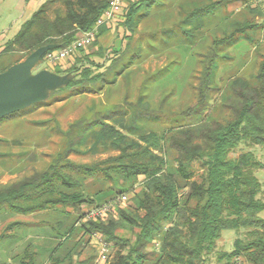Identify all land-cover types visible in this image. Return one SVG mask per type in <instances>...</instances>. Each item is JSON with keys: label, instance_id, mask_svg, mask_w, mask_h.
I'll list each match as a JSON object with an SVG mask.
<instances>
[{"label": "trees", "instance_id": "obj_1", "mask_svg": "<svg viewBox=\"0 0 264 264\" xmlns=\"http://www.w3.org/2000/svg\"><path fill=\"white\" fill-rule=\"evenodd\" d=\"M110 1L46 0L0 54L20 53L18 63L41 46L57 43L62 48L92 29ZM164 1H130L122 11L125 29L132 33L142 18ZM218 2L204 6L194 2L189 16L213 13ZM259 27L264 29V21H236L226 39L248 35ZM109 29L112 27L101 26L91 45H97ZM84 49L53 64L54 72L75 75L67 86L54 92L95 84L104 77L94 72L101 65L92 58L103 56V48L82 54ZM46 54L41 60L45 61ZM261 57L255 85L244 83L245 90L239 93L241 105L225 120L207 124L208 116L216 109L211 112V97L202 92L197 123L162 132L148 130L137 137L104 123L107 128L102 126L95 134L94 147L104 146L119 154L93 164L60 157L42 173L0 188V216L57 212V219L49 225L58 242L48 264H87L76 260L83 241L75 240L79 229L85 234L99 233L113 248L108 264H210L226 229L236 230L238 237L232 251L218 252L220 260L228 264H264V218L260 216L264 212L263 184L255 173L264 170V160L253 150L231 155L242 144L258 146L264 152V51ZM69 61L70 66H63ZM239 82L243 81L233 82V90ZM223 105H219L221 109ZM140 176L144 177L142 187L133 196V205H117L116 215L113 212L105 220H86L90 210L82 211V205L93 209L114 201L132 190ZM22 224L12 221L7 230ZM124 228L132 231L134 241L119 233ZM13 236L5 232L0 244ZM39 256L40 252L29 245L19 264H41Z\"/></svg>", "mask_w": 264, "mask_h": 264}, {"label": "rangeland", "instance_id": "obj_2", "mask_svg": "<svg viewBox=\"0 0 264 264\" xmlns=\"http://www.w3.org/2000/svg\"><path fill=\"white\" fill-rule=\"evenodd\" d=\"M39 1L0 0V45L17 33ZM216 1L219 2L215 12L189 16L195 8L194 2L204 6ZM164 3L152 8L132 33L125 27L118 30L117 26L113 32L103 34L97 45L84 49L82 54L92 53L99 46L104 50L103 56L92 55L101 65L94 72L104 74L97 83L51 91L42 103L0 118V188L42 173L60 157L78 164H93L116 156L117 150L94 147L95 134L102 126L107 128L104 123L137 137L148 130L162 132L197 123L202 92L211 97V112L216 109L208 116V125H214L216 119L225 120L241 105L239 93L245 90L244 83L253 86L256 82L264 51V29L259 27L231 40L226 36L236 21L258 24L264 21V0H165ZM20 57L17 52L0 54V72ZM71 61L63 66H70ZM54 67L40 60L33 71L44 68L54 71ZM238 79L243 82L233 90V82ZM220 104H224L222 109ZM248 150L264 160V152L258 146L242 144L231 155L238 156ZM255 173L263 184L264 198V170ZM143 178L140 176V182L132 190L116 198L115 215L117 205L123 208L133 205L132 198L140 191ZM123 195L125 199L121 198ZM91 209L81 206L85 212ZM1 216L0 236L5 232L14 236L0 244V264H19L29 245L40 252V263L48 264L50 252L58 242L49 225L57 219V212ZM260 216L264 218V212ZM16 220L24 224L7 230ZM119 233L132 241L136 238L128 228ZM237 237L236 230H224L210 264H228L218 258V252L232 251ZM81 239L77 261L110 262L113 248L105 243L103 236L85 234L79 229L75 240ZM103 245L109 251L105 261L100 257Z\"/></svg>", "mask_w": 264, "mask_h": 264}, {"label": "water", "instance_id": "obj_3", "mask_svg": "<svg viewBox=\"0 0 264 264\" xmlns=\"http://www.w3.org/2000/svg\"><path fill=\"white\" fill-rule=\"evenodd\" d=\"M60 46L57 43L41 46L0 72V118L45 101L51 91L67 86L74 78L73 73L61 75L46 68L33 71L45 53Z\"/></svg>", "mask_w": 264, "mask_h": 264}, {"label": "built area", "instance_id": "obj_4", "mask_svg": "<svg viewBox=\"0 0 264 264\" xmlns=\"http://www.w3.org/2000/svg\"><path fill=\"white\" fill-rule=\"evenodd\" d=\"M123 7L124 0H111L110 6L99 17L92 29L84 32L78 39L64 47L48 51L45 60L51 64H55L72 57L80 49L90 46L99 33L101 26H113V24L117 21L118 15L122 13ZM121 198L125 199L126 196L123 195ZM116 202L117 200L110 201L91 209L88 212L86 219L98 220L106 218L111 212H113V207ZM100 257L104 261L109 257V251L105 245H103L100 250Z\"/></svg>", "mask_w": 264, "mask_h": 264}, {"label": "crops", "instance_id": "obj_5", "mask_svg": "<svg viewBox=\"0 0 264 264\" xmlns=\"http://www.w3.org/2000/svg\"><path fill=\"white\" fill-rule=\"evenodd\" d=\"M25 1L28 2L29 0H25ZM45 1H46V0H41V1H39V5H38L37 9H38V8H39V7L45 2ZM130 1H133V0H125V3H124V7H125V8H127V5H128V3H129ZM37 9H36V10H37ZM36 10H35V11H36ZM35 11H33V13H34ZM33 13H32V14H33ZM32 14H31V15H32ZM123 14H124V13H120V14L118 15L117 21L113 24L112 29H110L109 32H110V31L113 32L117 26H119V29H118V30H121L122 28H124V25H123L124 15H123ZM31 15H30V17H31ZM30 17H29V18H30ZM29 18H28V19H29ZM28 19H26V20H28ZM26 20H25V21H26ZM25 21H24V22H25ZM23 24H24V23H23ZM20 29H21V28H20ZM20 29H19V30H20ZM19 30L17 31V33L19 32ZM17 33H16V34H17ZM16 34H15V35H16ZM15 35H14V36H15ZM14 36H13V37H14ZM13 37H12V38H13ZM12 38H11V39H12ZM11 39H10V40H11ZM8 41H9V40H8ZM8 41H6V42H4L2 45H0V51H1L2 49H4V46H5V44H6ZM45 62H47V61L45 60ZM48 63H49V62H48ZM49 64H51V63H49Z\"/></svg>", "mask_w": 264, "mask_h": 264}]
</instances>
